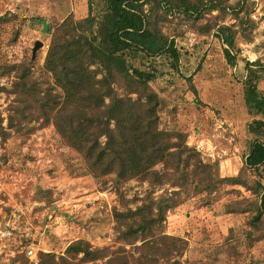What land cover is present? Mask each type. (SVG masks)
<instances>
[{
    "label": "rangeland",
    "instance_id": "obj_1",
    "mask_svg": "<svg viewBox=\"0 0 264 264\" xmlns=\"http://www.w3.org/2000/svg\"><path fill=\"white\" fill-rule=\"evenodd\" d=\"M222 1L242 12L236 17L229 9L213 11L195 20L160 11L155 17L157 30L174 42L177 64L166 55L132 62L156 75L149 85L160 100V130L184 134L214 177L244 183L218 184L210 192V181L199 174L181 192L182 203L167 213L163 230L187 247L170 263L264 264V216L255 222L262 169L244 165L253 142L264 144V115L250 113L243 94L246 64L264 65V0ZM94 5L98 10L102 6L99 1ZM87 16L88 0H0V114L9 135L0 139V264H37L40 254L58 258L78 241L92 250L124 248L126 256L137 258L140 253L119 240L114 212L135 210L149 197L157 200L178 191L139 179L121 183L93 177L52 124L36 114L16 118L9 128L8 116L23 104L15 102L16 74L7 68L20 65L27 81L42 91L50 89L53 82L43 66L53 29L69 17L78 21ZM238 19L250 25L241 28ZM221 26L236 32L234 67L215 37ZM205 27L210 29L202 33ZM38 42L41 47L34 53ZM258 89H264V78ZM254 121L263 123L257 134L250 132Z\"/></svg>",
    "mask_w": 264,
    "mask_h": 264
},
{
    "label": "trees",
    "instance_id": "obj_2",
    "mask_svg": "<svg viewBox=\"0 0 264 264\" xmlns=\"http://www.w3.org/2000/svg\"><path fill=\"white\" fill-rule=\"evenodd\" d=\"M95 1L102 4L99 10ZM228 9L236 17L242 12L238 6H224L222 0H88L86 18L76 21L69 17L52 31L43 66L53 82L50 89L42 91L27 81L20 65L7 68L16 74L12 93L15 102L23 104L8 116L9 128L15 126L16 118L25 120L27 114H36L52 124L93 177H112L121 183L139 179L178 189L168 197H149L135 210L114 212L119 240L140 253L137 258L126 256L124 248L92 250L88 243L78 241L66 249L64 256L40 254L37 264H157L159 259L180 264L176 260L170 263V259L180 255L187 243L165 235L163 228L167 213L181 205V192L186 193L199 174L210 181V192L223 183L244 186L237 178L214 177L199 152L186 144L184 134L160 130V100L149 85L156 75L132 64L162 55L178 63L180 55L174 42L168 41L154 23L160 11L199 20L204 13ZM244 20L238 19L239 27L250 25ZM209 29L205 27L202 33ZM235 33L231 27L221 26L215 34L225 46L224 58L231 67L236 65L232 52ZM245 70V106L250 113L264 115V89H258L264 65L247 63ZM2 90L0 87V93ZM262 127V122L254 121L250 132L257 134ZM8 136L0 114V139ZM244 165L262 169V194L255 217L258 223L264 216L263 143L253 142Z\"/></svg>",
    "mask_w": 264,
    "mask_h": 264
},
{
    "label": "water",
    "instance_id": "obj_3",
    "mask_svg": "<svg viewBox=\"0 0 264 264\" xmlns=\"http://www.w3.org/2000/svg\"><path fill=\"white\" fill-rule=\"evenodd\" d=\"M39 47H41V43L38 42V43H36L33 52L35 53V51H36L37 49H39Z\"/></svg>",
    "mask_w": 264,
    "mask_h": 264
},
{
    "label": "built area",
    "instance_id": "obj_4",
    "mask_svg": "<svg viewBox=\"0 0 264 264\" xmlns=\"http://www.w3.org/2000/svg\"><path fill=\"white\" fill-rule=\"evenodd\" d=\"M28 255H29V256H32V252H31V251H29V252H28ZM34 258H35V257H34Z\"/></svg>",
    "mask_w": 264,
    "mask_h": 264
}]
</instances>
